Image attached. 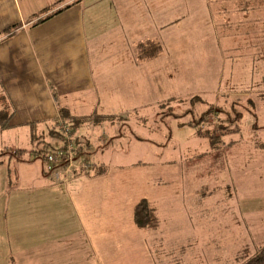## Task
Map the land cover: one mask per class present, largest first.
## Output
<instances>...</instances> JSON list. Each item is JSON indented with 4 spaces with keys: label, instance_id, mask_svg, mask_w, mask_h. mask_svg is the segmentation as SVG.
<instances>
[{
    "label": "rangeland",
    "instance_id": "374dc122",
    "mask_svg": "<svg viewBox=\"0 0 264 264\" xmlns=\"http://www.w3.org/2000/svg\"><path fill=\"white\" fill-rule=\"evenodd\" d=\"M88 1L97 17L123 23L130 51L137 53L136 45L146 40L161 44V51L145 62V102L129 110L113 107L99 118L100 126H92L95 144L80 149L82 159L56 170L59 175L46 168L44 155L56 142L49 134L53 123L0 131V264H41L43 231L62 221L69 231L77 229L66 196L69 185H46L67 182L68 174L99 146L96 155L107 160L106 173L133 176L141 165L175 157L188 179L176 212H167L161 227L145 228L151 231L150 258L143 261L141 251L135 250L131 258L117 261L241 264L264 244V32L259 29L255 39L234 43L225 37L216 12L224 0ZM255 2L263 16L264 5ZM225 3L231 6L233 0ZM220 36L223 48L218 47ZM236 43L245 48L234 51ZM168 93L173 97L155 100ZM6 109L0 87V110ZM228 115H237L239 130L222 136L212 148L199 131L228 123ZM82 117L95 123L90 116ZM55 124L63 128L68 121L59 117ZM42 145L47 149L37 152ZM172 221L183 225L175 230ZM73 236L79 234L67 235ZM79 241L67 242L78 247Z\"/></svg>",
    "mask_w": 264,
    "mask_h": 264
},
{
    "label": "crops",
    "instance_id": "0c3cea01",
    "mask_svg": "<svg viewBox=\"0 0 264 264\" xmlns=\"http://www.w3.org/2000/svg\"><path fill=\"white\" fill-rule=\"evenodd\" d=\"M255 1L264 5V0H233L231 6L225 2L217 5L222 33L233 43L245 37L255 39L253 35L257 36L259 29L264 32V12L263 16L257 14ZM88 2L0 0V87L6 107L14 108L8 129L31 128L30 123L37 128L55 125L59 117L65 120L60 109L77 117H103L113 107H119L117 111L121 107L129 110L145 102V62L155 56L142 59L136 50L130 51L123 23L97 17ZM14 26L13 34L2 35L5 29ZM218 39V47L223 48L221 36ZM242 48L245 46L241 43L233 47L234 51ZM153 88L157 91L156 86ZM171 97V93L160 94L155 100L161 102ZM94 124L99 125L86 123L72 130L79 151L95 144ZM76 129L83 133H76ZM55 138V144L60 142L59 136ZM100 150L97 147L87 159L90 165L87 171L79 167V162L68 174L67 182L46 185L51 188L69 185L66 196L71 201L77 229L69 231L62 221L51 226V232L43 231L41 264H130L117 259L131 258L135 250H140L143 261H147L145 258H150L147 234L151 231L135 225V205L146 199L161 227L162 217L172 209L176 212L184 200L188 179L184 178L177 158L141 165L136 175L130 176L129 172L106 173L107 160L96 155ZM112 177L118 182L117 188L112 187ZM172 224L175 230L183 225L177 221ZM163 226L167 227L165 221ZM76 233L78 238L67 237ZM70 239H78L77 244L82 245L67 242Z\"/></svg>",
    "mask_w": 264,
    "mask_h": 264
},
{
    "label": "trees",
    "instance_id": "16d2710c",
    "mask_svg": "<svg viewBox=\"0 0 264 264\" xmlns=\"http://www.w3.org/2000/svg\"><path fill=\"white\" fill-rule=\"evenodd\" d=\"M44 19H41L40 21H43ZM15 30H16L15 26L10 27L8 29H5L2 35H5V37L10 36L11 34L15 32ZM136 48H137V53L139 57L148 59V58H152L156 56L161 51L162 46L157 41L146 40L144 42L138 43L136 45ZM13 113H14V108L11 106L7 107L6 110H0V131H3L4 129L8 128L11 125L10 119ZM60 114L64 119L68 121L67 127L70 126L72 130L75 127H78V126H81L87 123L83 117H77L74 115H70L66 109H60ZM237 115L235 118L229 117L228 115L224 119L228 123L226 124L220 123L218 126L213 127L211 129L199 131V134L207 137L210 146L212 148H215L217 147L218 144H220V142H222L221 140L222 136L239 130V124L236 122V120H238ZM99 118H101L100 115H94L90 119L98 123ZM36 126L37 125L35 123H30L31 130H33V128ZM55 127L57 128V130ZM59 132H60V128L58 124L57 125L55 124L53 125V127L49 128V134L53 137L54 136L60 137ZM261 145L264 147V144H261ZM52 148H50V150ZM46 149H47V145H42L39 148H37V152L41 150H46ZM133 221L137 227H142V228H152L153 229L159 226V219L154 209L150 206L148 201L144 198L139 200V202L134 207ZM241 264H264V244L252 256L247 258Z\"/></svg>",
    "mask_w": 264,
    "mask_h": 264
},
{
    "label": "built area",
    "instance_id": "2783aa9c",
    "mask_svg": "<svg viewBox=\"0 0 264 264\" xmlns=\"http://www.w3.org/2000/svg\"><path fill=\"white\" fill-rule=\"evenodd\" d=\"M60 142L53 145V148L45 153L46 168L52 173L59 175L58 171L63 167H70L73 164V161L77 159H82L84 151L80 150L77 147L76 141L78 139L74 136V133L70 127L60 128ZM87 160L83 163H79L80 168H87Z\"/></svg>",
    "mask_w": 264,
    "mask_h": 264
}]
</instances>
